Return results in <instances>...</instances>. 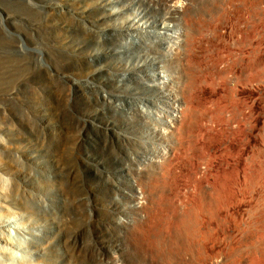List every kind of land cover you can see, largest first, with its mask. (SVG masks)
<instances>
[{
    "label": "rangeland",
    "instance_id": "374dc122",
    "mask_svg": "<svg viewBox=\"0 0 264 264\" xmlns=\"http://www.w3.org/2000/svg\"><path fill=\"white\" fill-rule=\"evenodd\" d=\"M76 1L81 5L84 4L88 10H94L98 15H102L93 20L95 24L86 25L92 31H85L82 19L72 20L64 16L60 10H55L63 7L58 6L56 0H0V35H3L0 36V42L1 38L10 42V47H7L9 49L3 51H8L13 59L19 60H15V66L13 65L9 72L10 78L3 76L0 79V167L4 169V171L0 170V179H3L9 190L12 184L11 177H17L16 174L21 179L28 180L29 199L36 194L35 185L40 188L45 186L44 194L41 191L39 193L43 201V209H51L50 202L52 203L53 200L58 204L54 205V212L51 211L52 213L49 214L53 215L55 221L51 219L48 222L49 217L21 212L22 205L19 202L13 200L4 202L2 197L5 191L2 192L0 188V236L2 237L0 262L32 264V260H35L37 264L39 252H33L27 246L28 240L32 238L30 231L39 229L34 231V235L43 231L52 232L55 230L53 227L63 223L68 201L62 189L72 187L82 177L84 186L80 189V201L75 206V209H78L77 207L80 209L78 213L80 222L77 224L85 230L84 238L89 239L91 244L94 245L95 242L98 244V241L103 239H107V242L112 244L108 252L93 249L91 264H102L101 262L104 264H199L198 261L201 264H207L206 262L210 264L211 258L223 262L219 261L218 264H230L233 249L239 243L241 246L238 245L237 251L241 254V264H249L251 247L248 242L244 244L245 238L249 236L248 233L255 232L254 221L261 214L258 210L264 213V0H179L180 2L172 0L171 4L174 8L170 11L163 10L161 5H157L155 1L158 0L152 2L150 7L140 0H104L105 3L102 1L95 6L88 4L92 0ZM52 7L57 11L56 13L50 9ZM147 20H149L148 24L156 26L155 30L159 31L161 36L165 33L173 36L170 43L174 46L175 52L172 49L169 56L171 55V62L177 61L173 66L174 76H177V72L182 69L184 79H191L194 68L198 70L200 67L203 72L201 78L207 77L198 85L199 95L197 101L195 99L193 102L196 107L193 113H196L197 127L199 125L200 128H208L212 119L219 122V129L214 133L216 157L214 155L211 162L206 160L201 164L193 149L187 151L185 147L181 151H176L172 148L173 144L168 143L171 149L166 157H169L173 151L176 159L178 157L180 161L179 170L174 173L175 178L172 180L175 184L179 183L180 187L178 184L172 190L182 199H186L191 192L189 184H194L193 171L201 167L207 181L213 182L217 176L219 182L223 184L219 189H225L222 191L223 194L232 192L231 196L234 199L247 195L248 201L236 205L231 210L232 213L238 212L237 215L227 214L221 209L218 213L220 216L211 221L207 215L202 216L203 220H201L200 214L193 213V217L195 214L196 217L193 218L191 215L190 221L194 223L192 222L193 224L191 223L185 231L170 224L169 220L172 216L159 209L157 191H151L150 185L153 179L162 178L161 166L157 164L151 168L149 161L167 159L166 157L158 159L161 154L158 151H161L167 142L154 138L149 131L145 133V139H140V132L137 131L139 124L131 116L133 109L128 102L130 95L124 93L123 96H119V91L123 88L115 80L117 78L119 81L126 80L129 74L120 75V72H116L113 68V65L136 66L144 63L139 61V56L142 55H138L137 46L144 41L147 44L150 42L147 40V34L155 36L153 28L146 29ZM147 30L148 32H145ZM189 37L191 39H188ZM155 41L156 45L160 46L161 39ZM68 43L71 47L66 46ZM74 45L79 46L81 51L73 50ZM177 46H179L178 50ZM152 50V57L160 66L159 74L164 77L161 82L170 81L169 83L177 85L178 82L172 77L173 75H167V72L162 71L161 67L165 59L161 55V48L152 45ZM1 51L2 49L0 53ZM17 62L21 65L25 64V71L33 73L35 77L33 81L38 84L15 80V77L21 76L19 71L21 66L17 69ZM26 64L30 65L32 71ZM51 72L73 79L72 81L75 82L62 91L59 81L52 76L51 79L48 77ZM11 76L14 79H11ZM124 83L123 85H128L131 91H134L132 88L134 84L130 80L127 79ZM163 90L166 94L165 89ZM102 94L110 96L114 104L106 105ZM132 98L134 99V96ZM168 101H172V98ZM187 102H180L181 105L186 106L185 110L190 109V103ZM116 103L121 106L119 111L114 107ZM140 107L144 113H155L158 119L166 118L170 126L174 124L171 123V118L164 116L167 115L164 114L165 112L161 114V111H165L162 103L154 109L152 107L156 106L146 103H141ZM176 112L171 113L172 118L180 120L179 116L182 112ZM230 117L234 120L229 121ZM239 121L240 131L235 132ZM153 125L158 131L167 133L164 131L165 125L156 126L154 123ZM196 141L199 146L205 147L208 146L209 138L202 135ZM22 150H26L34 157V163L29 164V169L28 163L24 158L22 159ZM206 153H208L207 148ZM65 155L71 156V167L64 168ZM10 169L15 170L16 174ZM121 174H125L126 178L135 182L136 191L131 190L125 181L122 180L120 183ZM114 183L120 185L124 192H129L132 196L136 195V199H125L121 192L115 189ZM116 200L121 202V206L116 207ZM119 218L122 223H117ZM204 220L205 225L200 229L199 225H203ZM210 223L212 224L209 225ZM9 229H12L15 235H12ZM243 230L247 233L242 232ZM210 232L213 236L209 234ZM242 233L247 234L246 237L242 236ZM156 239L162 240L161 253ZM6 251L8 255L5 256ZM13 253L19 255L14 256ZM42 255H44L43 264H67L66 259L69 256L63 246H57L55 251L47 249ZM70 262H75V259L71 257Z\"/></svg>",
    "mask_w": 264,
    "mask_h": 264
},
{
    "label": "bare ground",
    "instance_id": "6f19581e",
    "mask_svg": "<svg viewBox=\"0 0 264 264\" xmlns=\"http://www.w3.org/2000/svg\"><path fill=\"white\" fill-rule=\"evenodd\" d=\"M27 1V0H26ZM34 1V0H33ZM106 2L104 0H97L94 1L92 0L91 4L92 6H95V4L99 3V2ZM142 2H144L147 6L149 5V7L151 6L152 2L154 3L155 0H140ZM181 1V0H180ZM178 0V2H180ZM214 1V0H213ZM263 1V0H262ZM176 2V1H175ZM31 3V2H30ZM58 6H63L61 8H56L55 10L57 11H61V13L66 16L71 18L72 20H77L78 19H82L84 22L83 24H85V28H86V32L88 31H92L91 29H89V27H86V25H93L95 24V22L93 20L96 19V17H101L102 15H98L96 11L94 10H88V8H85L84 4L81 5L79 4V2H77L76 0H56L55 2ZM155 3L158 5H161V7H163V10L166 11H170L172 8H174L172 6V0H158L155 1ZM220 3V1H219ZM2 4V3H1ZM32 4V3H31ZM174 4V3H173ZM216 4V3H215ZM29 5V4H28ZM34 5V3H33ZM32 5V6H33ZM208 5V4H207ZM36 6V5H35ZM39 6V5H38ZM215 6V5H214ZM213 6V7H214ZM31 7V6H30ZM209 7V6H208ZM45 8V7H44ZM156 8V5H155ZM154 8V9H155ZM185 8V7H184ZM211 8V7H210ZM18 9V8H17ZM33 9V8H32ZM46 9V8H45ZM51 10H53L54 8H50ZM179 9V8H178ZM38 10V9H37ZM53 10L55 13L57 11ZM69 10V11H68ZM99 10V9H98ZM215 10V9H214ZM10 11V10H9ZM48 11V10H47ZM14 12V11H13ZM50 12V11H49ZM155 12V11H154ZM181 12V11H180ZM216 12V11H215ZM24 13V12H23ZM213 13V12H212ZM58 14V13H57ZM107 13H104V15ZM110 14V13H109ZM108 14V15H109ZM171 14V13H170ZM216 14V13H215ZM36 15V14H35ZM198 15V14H197ZM200 15V13H199ZM203 16V15H202ZM221 16V15H220ZM10 17V16H9ZM53 17V16H51ZM65 17V18H66ZM199 16H197L198 19ZM55 18V17H54ZM191 18V17H190ZM195 17H193L194 19ZM201 18V17H200ZM29 19V18H28ZM62 19V17H61ZM70 19V22H71ZM188 19V18H187ZM19 20V19H18ZM150 20V19H149ZM149 20H147V24L149 23ZM9 21V20H8ZM57 21V20H55ZM69 21V20H68ZM198 21H200L198 19ZM3 22V21H2ZM54 22V21H53ZM73 22V21H72ZM171 22V21H170ZM187 22V21H186ZM1 23V22H0ZM21 23V22H19ZM59 23V22H58ZM82 23V22H80ZM166 23V22H165ZM15 24V23H14ZM13 24V25H14ZM188 24V22H187ZM194 24V23H193ZM23 25V24H22ZM63 25V24H62ZM198 25V24H197ZM31 26V25H29ZM35 26V25H34ZM79 26V25H78ZM4 27V26H3ZM1 27V28H3ZM24 27V26H23ZM84 28V27H81ZM92 28V27H90ZM149 28H153V32L155 34L154 35H150L147 34V40L150 41L148 44L146 43V41H144L143 43L139 44L137 46L138 49V55H142L139 56V61H144V63H139L138 65H133V66H114L113 68L116 72H120V75L123 73H128L129 76L128 78H126V80H130L133 84L134 87L132 86V88L134 89V91H131V88L128 87V85H123L125 84L124 81L126 80H122L119 81V78L115 79L116 82L119 84V86H121L123 89H121L119 91V96H123L124 93L130 95L128 102H130L131 104V108L132 110V117H134L136 119V122H138L139 126H138V133L140 132V139H145V133L147 131L150 132V134L154 137V138H160V140H162L163 142H167V145L163 147V149L158 151L159 153V158L161 159L163 157H166V154L169 153L171 147H169V142L172 143V148L174 150H180L187 147V151H189L190 149H193L196 152V156L198 158V162H201V164L208 160V162H211V159L214 157V155L216 154V147H215V139L216 136H214V133H216L218 131V125L219 122L212 119L210 126L208 128H200L199 125L197 127V123L195 120V114L193 113L196 109V107L194 106L195 103L194 100L196 99L197 101V97L199 95V91H198V85L201 83H203L205 80L204 78H201V74L202 72V68H200L197 70V68H194L193 73H192V77L191 79H184V75L183 73H181V71H183L181 69V71L177 72V76L173 75V66L175 63H177L176 60L171 62V55L169 56L170 52L174 51V46L171 45L170 40L173 38L172 35H169L167 33L163 34V36H161V33L158 31H156V26L154 24H148L146 26V29ZM8 29V28H7ZM35 29V27H34ZM194 29V28H193ZM199 31V28H197ZM82 30V29H81ZM124 30V29H121ZM120 30V31H121ZM247 30V29H246ZM26 31V30H25ZM28 31V30H27ZM30 31V30H29ZM94 31V29H93ZM180 31V30H179ZM183 31V30H182ZM40 32V31H39ZM122 32V31H121ZM145 32H148L145 31ZM7 33V32H6ZM33 33V32H32ZM76 33V32H74ZM115 33V32H114ZM188 33V32H187ZM190 33V32H189ZM181 34V31H180ZM89 35V33H88ZM233 35V34H232ZM1 37H3V35H0ZM117 36L120 38V35L117 32ZM11 37V36H10ZM9 37V38H10ZM44 37V36H43ZM115 37V36H114ZM146 38V37H144ZM161 39L160 41V46L156 45V41L155 39ZM194 38V37H193ZM257 38V37H256ZM261 38V37H260ZM50 39V38H49ZM98 39V38H97ZM102 40V38H100ZM99 39V40H100ZM104 39V38H103ZM187 39V38H186ZM185 39V40H186ZM188 39H191L190 37ZM246 39V38H245ZM36 40V39H35ZM42 40V39H41ZM57 40V39H56ZM100 40V41H101ZM119 40V39H118ZM194 40V39H192ZM37 41V40H36ZM172 41V40H171ZM19 42V41H18ZM76 42V41H75ZM0 49H2L1 53H0V79L3 76L9 77V72H11L12 70V66H15V60L19 61L18 59H13L12 56L10 54H8V51H3L4 49H6L7 47H10V42H8L6 39L1 38V42H0ZM21 43V42H20ZM49 43V42H48ZM179 43V42H178ZM188 43V42H187ZM173 44V43H172ZM190 44V43H189ZM152 45H155L161 48V55L162 57L165 59L164 60V64L161 67L162 71L167 72V75H173L172 77L175 78L177 80V85L174 83H162L161 81L164 80V77H161V74H159V63H157V60L154 59L152 56ZM253 45V43H252ZM66 46L71 47L70 44H66ZM196 46V44H195ZM75 48H73V50H80L79 46L74 45ZM177 46V50H178ZM191 47V46H190ZM194 47V46H193ZM261 47V46H260ZM23 47H21L22 50ZM30 48V47H29ZM49 48V47H48ZM151 48V49H148ZM196 48V47H195ZM9 49V48H7ZM157 49V48H155ZM186 49V48H185ZM189 49V48H188ZM191 49V48H190ZM180 50V49H179ZM194 50V49H193ZM192 50V51H193ZM24 51V50H23ZM160 51V50H159ZM25 52V51H24ZM23 52V53H24ZM143 52L144 55H143ZM175 52V51H174ZM180 52V51H179ZM178 52V53H179ZM188 52V51H187ZM190 52V50H189ZM188 52V54H189ZM194 52V51H193ZM26 53V52H25ZM157 53V52H156ZM220 53V52H219ZM12 54V53H11ZM187 54V53H186ZM187 54V55H188ZM17 55V54H16ZM136 55V56H138ZM183 55V54H182ZM191 55V54H189ZM77 56V55H76ZM192 56V55H191ZM189 56V57H191ZM53 57V56H52ZM81 57V56H80ZM101 57V56H100ZM143 59V60H142ZM180 60V59H179ZM178 60V61H179ZM191 60V58H190ZM188 61V58L187 60ZM193 61V60H192ZM62 62V61H61ZM100 62V61H99ZM148 62V63H146ZM17 69H19V67L21 66V70L20 71V75L18 77H15V80H23V81H27V82H33L34 84H38L36 83V81H33V79L35 78L33 73L31 72H26L25 71V64L22 63V65L17 62ZM26 63V62H25ZM48 63V62H47ZM81 63V62H80ZM182 63V62H181ZM187 63V62H186ZM190 63V62H189ZM63 64V62H62ZM112 64V63H111ZM197 64V63H195ZM193 64V65H195ZM235 64V63H234ZM27 65V64H26ZM47 65V64H46ZM182 65V64H181ZM28 66V65H27ZM43 66V65H42ZM49 66V65H48ZM73 66V65H72ZM45 67V66H43ZM56 67V65H55ZM88 67V66H87ZM195 67V66H194ZM197 67V66H196ZM36 68V67H35ZM47 68V66L45 67ZM79 68V67H78ZM94 68V67H93ZM182 68V67H181ZM189 68V67H188ZM28 69L30 71H32V69L30 68V65L28 66ZM105 69V68H104ZM65 71V70H64ZM184 72V71H183ZM191 72V71H190ZM189 72V73H190ZM50 73V72H49ZM64 73V72H63ZM23 74V75H22ZM186 74V73H185ZM191 74V73H190ZM189 74V75H190ZM210 75V74H209ZM54 77V79L59 81L60 86L62 87L61 90L64 91L65 89H67L70 86H72V84L75 82H73V79H67L64 78L62 76H60L58 73H53L51 72L50 79L52 77ZM191 76V75H190ZM203 76V74H202ZM119 77V76H118ZM10 78V77H9ZM8 78V79H9ZM37 78V77H36ZM43 78V77H42ZM172 78V79H173ZM207 78V77H206ZM246 78V77H245ZM11 79L12 78L11 76ZM47 79V78H46ZM4 80V79H3ZM35 80V79H34ZM55 80V81H56ZM249 80V79H248ZM114 81V80H113ZM47 82V81H46ZM173 82V81H172ZM263 82V81H262ZM49 83V81L47 82ZM115 83V82H113ZM238 83V82H237ZM259 83V82H258ZM83 84V83H82ZM180 84V86H179ZM87 85V83H86ZM90 85V84H89ZM34 87V86H33ZM38 87V86H37ZM40 87V86H39ZM84 87V86H81ZM89 87V86H88ZM126 87V88H125ZM165 89L166 94L164 92ZM32 88V87H31ZM36 88V87H35ZM72 88V87H71ZM69 88V90L71 89ZM37 89V88H36ZM16 90V89H15ZM34 90V89H33ZM75 90V89H74ZM83 90V89H82ZM88 90V89H87ZM94 90V88H93ZM32 91V90H31ZM30 91V92H31ZM100 91V90H99ZM106 91V90H105ZM122 91V92H121ZM29 92V91H28ZM36 92V91H34ZM39 92V90H38ZM104 92V91H103ZM33 93V92H32ZM31 93V94H32ZM41 93V92H40ZM71 93V91L69 92ZM89 93V92H88ZM15 94V93H14ZM68 94V93H67ZM42 95V93L40 94ZM97 95V94H96ZM103 95V94H102ZM7 96V95H6ZM12 96V95H11ZM16 96V95H15ZM19 96V95H18ZM61 96V95H60ZM112 96V95H111ZM134 96V99L132 98ZM3 97V96H2ZM44 97V96H43ZM65 99H67V97L64 94ZM98 97V96H97ZM72 98V97H71ZM172 98V101H168V99ZM127 99V98H126ZM100 100V99H99ZM160 100V102H159ZM70 101V100H69ZM189 102L190 109L185 110L184 105H181L180 102ZM66 102H68L66 100ZM97 102V101H96ZM103 102L106 105H113L114 101H112V99H110V96L107 97V95H103ZM127 102V101H126ZM187 102V103H188ZM119 103V102H118ZM118 103H116L117 105L114 106L116 108L117 111L120 110L121 106L118 105ZM123 103V102H122ZM125 103V102H124ZM149 104L152 106H156V107H152L154 108H158L159 104L162 103L165 107V111H161V114H163V112H165L164 115L165 117L167 116L168 118H171L172 121L171 126L169 125V122L166 120V118H160L158 119V116L154 113L151 114L149 113H144L140 107V104ZM27 105V104H25ZM49 105H51L49 103ZM68 105V104H67ZM92 105V104H91ZM125 105V104H124ZM129 105V104H127ZM186 105V104H185ZM124 107V106H123ZM76 108V107H75ZM110 108V107H109ZM113 108V107H112ZM111 108V109H112ZM126 108V107H125ZM101 109V108H100ZM80 110V109H79ZM84 110V109H83ZM103 110V109H102ZM175 113V111L182 112V115L179 116L181 119H175L172 118L171 115V111ZM129 111V110H128ZM176 112V113H177ZM216 112V111H215ZM213 112V113H215ZM84 113V112H82ZM127 113V112H126ZM219 113V112H218ZM217 113V114H218ZM224 113V112H223ZM74 114V113H73ZM30 115V114H29ZM76 115V114H75ZM176 115V114H174ZM220 115V114H219ZM244 116V115H243ZM130 117V116H129ZM221 117V115H220ZM31 118V117H30ZM219 118V117H218ZM223 118V117H222ZM32 119V118H31ZM102 119V117H101ZM124 119V118H123ZM34 120V119H33ZM229 121L234 120V118L230 117V119H228ZM227 121V123H229ZM73 121V120H72ZM198 122V121H197ZM82 123V122H81ZM153 123L156 126H159L158 124H163L165 125V129L164 131H166L167 133H163L162 131H158ZM221 123V120H220ZM223 123V121H222ZM199 124V123H198ZM173 125V126H172ZM223 125V124H222ZM227 125V124H225ZM229 126V125H228ZM162 127V126H161ZM163 127V128H164ZM81 128V127H80ZM132 128V127H131ZM172 128V129H171ZM241 125H240V121L238 124V129L235 132L240 131ZM108 130V129H107ZM113 131V130H112ZM220 131V130H219ZM148 132V133H149ZM66 134V133H65ZM69 133H67L66 135H68ZM81 134V133H80ZM105 134V133H104ZM109 134V133H108ZM115 134V133H114ZM150 135V136H151ZM202 135L204 136H208L209 138V142H208V146L202 147L198 145V142L196 141L198 139V137H202ZM109 136V135H108ZM126 136V135H125ZM164 136V137H163ZM83 137V136H82ZM130 137V136H129ZM66 138V137H65ZM139 138V137H138ZM122 141V140H121ZM140 141V140H139ZM176 141V142H174ZM72 143V142H71ZM75 143V142H74ZM77 143V142H76ZM136 143V142H135ZM127 144V143H126ZM143 143L141 142V145ZM123 145V144H122ZM132 145V144H131ZM146 146H148L147 143H145ZM93 146V145H92ZM94 147V146H93ZM65 148V147H64ZM128 148V147H127ZM206 148L208 149V153H206ZM98 149V148H97ZM115 149V148H114ZM75 150V149H74ZM78 150V149H77ZM138 150V149H137ZM149 150V149H148ZM213 151L212 153H210L211 151ZM175 151V152H176ZM186 151V150H185ZM186 151V152H187ZM133 152V151H132ZM186 152L184 154V158L186 157ZM118 153V152H116ZM210 153V154H209ZM63 154V153H62ZM139 154V153H138ZM182 154V153H181ZM206 154H209V156H207ZM120 155V154H119ZM133 155V154H132ZM168 156V155H167ZM130 157H131V153H130ZM180 157V156H179ZM216 157V155H215ZM24 158V160L28 163V169L30 168V163H34V157L32 155H30L29 153L26 152V150H22V159ZM81 158V157H80ZM126 158V157H125ZM167 159L165 160H150L149 161V165L151 166V168H153L154 166H156L157 164H160L161 166V175L162 178H155L153 179V182L150 185L151 191H157V195L159 198L158 201V205L160 206L159 209L161 208L164 212H168V214H170L172 216V218L169 220L170 224L175 225L176 227H178L179 230H187L186 228H188L190 226V224L193 222L190 221V218H192L194 215H192L193 213L196 214H200L201 216V220L202 216L207 215L211 221L212 220H216L217 216H220L218 213L220 212L221 209H223L227 214H231V215H237L238 212L235 211V213H232L231 210L234 209L236 207V205H242L243 203H245L246 201H248V197L247 195H243V197L239 198V199H234L232 192H226V194H223L225 191V189H219V186L223 185L219 182V180L217 179V176L215 178V181L210 182L207 181L206 178H204L205 176V172L201 169V167L196 168V170L193 171V180L192 182L194 184H189L190 190L191 192L187 195V193L185 194L186 199H182V197H179L180 195H178L177 192L173 191L172 188L174 189V186H178L179 183H173L172 180L175 178L174 173L176 171L179 170V166H180V161L178 160V157L176 159V154L173 153V151L171 152L169 157H166ZM73 159V158H72ZM132 159V158H131ZM136 159V157H135ZM155 159V158H154ZM30 160V162L28 161ZM64 163L63 166L64 168H68L71 167V156L69 155H65V159H64ZM130 160V159H129ZM134 160V159H133ZM143 160V159H142ZM21 161V160H20ZM24 161V162H25ZM78 161V160H77ZM145 161V160H144ZM148 161V160H146ZM22 162V161H21ZM137 162V159H136ZM161 162V163H159ZM148 163V162H145ZM22 164V163H21ZM139 164V163H138ZM142 164V163H141ZM33 165V164H32ZM128 165V164H127ZM131 165V164H130ZM145 165V164H144ZM129 166V165H128ZM33 167V166H32ZM105 167V166H103ZM120 167V166H119ZM211 166H209L210 168ZM26 168V170L28 171V169ZM150 168V169H151ZM32 169V168H31ZM1 171H4L3 168L0 167ZM12 170V169H10ZM69 170V169H68ZM146 170V169H145ZM144 170V171H145ZM153 170V169H152ZM6 171H9L8 169H6ZM99 171V170H98ZM30 172V171H28ZM124 172V171H123ZM154 172V171H153ZM13 174H16L15 170H12ZM69 174V173H68ZM114 175V174H113ZM112 175V176H113ZM171 175H173V177L171 178ZM17 177H11L12 180V184L9 187L10 190L8 189L7 185H5L6 183H4L3 179H0V188L1 191L4 192L3 193V197L2 200L5 201H10L13 200L15 202H19L22 207L20 208L21 212L24 213H37L42 215L43 217H49L48 218V222L51 221H55V218L53 217V215H49L51 214L53 211V208H55L54 205H58L57 202L55 200L52 201L51 204V209L50 208H46L43 209L42 207V200L40 198V191L42 194H44L46 187L42 186V188H40L38 185L36 186V194H34L33 196H31V199L28 198V194H27V181L28 180H24L21 179L20 177H18V175L16 174ZM131 176V175H130ZM67 177V176H66ZM134 177V176H133ZM107 179V178H105ZM111 179V178H109ZM170 179V180H169ZM114 180V179H112ZM111 180V181H112ZM123 180V182L125 181L128 185V187L131 190L136 191V184L133 183V181H131L132 179H128L126 178L125 174H121V178H120V183ZM70 181V180H69ZM207 182V183H205ZM70 183V182H69ZM68 183V184H69ZM148 183V182H146ZM251 184V183H250ZM115 189H117L119 192H121L122 196L125 199H136V195H131L126 192H124L121 189V186L114 183L113 184ZM188 185V186H189ZM248 185V184H247ZM65 186V185H64ZM84 186V179L81 177L80 179H78V182L74 183L72 187L67 188V189H62L64 190L65 194L67 195V200L68 201V208L67 211L65 213V215H63V223H58L57 224V229L56 227H53L55 230L52 232H47V231H43V232H39L37 235H34V231H38L39 229L35 230H31L30 234L32 235V238H30V240H28V247L30 248V250H32L33 252L38 253L39 255L37 256V264L42 263L44 261V255H42V252L44 254L45 250H56L57 246H63L66 250V252L68 253V257L66 259V263L67 264H71L72 262H70V258L73 257L75 259V262H73L72 264H91L92 263V251L93 249L96 251H110L111 248V243L107 242V239H103L102 241H98L99 243L97 244V242L93 244H91V241L89 239H85L84 235H85V230L81 227V225L77 224L78 222H80V216H79V212L80 209L79 207H77L78 209H75L76 204L78 205V201H80V189ZM168 187V190H167ZM180 187V184H179ZM183 187V186H182ZM225 187V186H224ZM249 187V186H247ZM181 189V188H180ZM188 189V188H187ZM248 189V188H247ZM4 190V191H3ZM148 190V189H146ZM110 191V189H109ZM142 191V189H141ZM173 191V192H172ZM183 191V190H182ZM182 191H179L181 193H183ZM187 191V190H186ZM185 191V192H186ZM1 192V193H2ZM112 192V191H111ZM189 192V191H188ZM117 193V192H116ZM143 193V192H142ZM154 193V192H153ZM244 193L246 194V192L244 191ZM248 193V192H247ZM10 194V199H8ZM115 194V193H114ZM143 195V194H142ZM88 196V195H87ZM91 196V195H90ZM103 196V195H102ZM184 196V195H183ZM100 197V196H99ZM132 197V198H131ZM14 198V199H12ZM91 198V197H90ZM101 198V197H100ZM108 198V197H107ZM87 199V198H86ZM145 199V198H144ZM149 199V198H148ZM141 200V199H139ZM65 201V200H64ZM136 201V200H135ZM142 201V200H141ZM139 201V202H141ZM138 202V203H139ZM156 202V201H155ZM154 203V202H153ZM82 204V203H81ZM133 204V203H132ZM140 204V203H139ZM3 206V204H1ZM88 205H90L88 203ZM115 205L116 207L121 206V202L119 200L115 201ZM145 205V204H144ZM38 206V207H37ZM137 207L139 206L138 204L136 205ZM153 206V205H152ZM3 208V207H1ZM40 208V209H39ZM158 209V210H159ZM262 209V208H261ZM84 210V209H83ZM91 210V209H90ZM88 210V212L90 211ZM52 211V212H51ZM134 211V210H132ZM151 211V210H150ZM160 211V210H159ZM260 211L261 214L258 213L254 223L256 225L254 226V230L255 232L253 233H248L249 236L246 237L245 235V239L246 242L245 243H249L250 244V262L249 264H264V213L261 210ZM152 212V211H151ZM56 213V212H55ZM159 213V212H158ZM101 214V213H100ZM136 214V212H135ZM150 214V213H149ZM195 214V217H196ZM104 215V214H103ZM120 215V214H119ZM144 215V214H143ZM167 215V214H166ZM192 215V217H191ZM254 215V213H253ZM252 215V216H253ZM251 216V218H252ZM93 217V215H92ZM138 217V216H137ZM163 217V216H162ZM193 217V218H195ZM199 217V216H198ZM149 218V217H148ZM156 218V217H155ZM159 218V217H158ZM255 218V217H254ZM120 219V218H119ZM161 219V218H160ZM167 219V218H166ZM198 219V218H197ZM114 220V219H113ZM199 220V219H198ZM253 220V218L251 219ZM122 221L121 219L117 222V223H122L120 222ZM158 221V220H157ZM165 221V220H164ZM196 221V220H195ZM128 222V221H127ZM167 222V221H165ZM203 222V221H202ZM253 222V221H251ZM250 222V223H251ZM94 223V222H93ZM133 223V222H132ZM169 223V222H168ZM194 223V222H193ZM192 223V224H193ZM199 224H201L198 221ZM253 223V224H254ZM61 224V225H60ZM105 224V223H104ZM129 224V223H128ZM163 224V223H162ZM197 224V222L195 223ZM212 223H210L209 225H211ZM252 224V223H251ZM51 225H53V223L51 222ZM55 225V223H54ZM134 225V224H133ZM205 225V220H204V224L203 225H199V228L201 229V226ZM219 225V224H218ZM239 225V224H238ZM241 225V223H240ZM110 226V225H109ZM135 226V225H134ZM167 226V225H166ZM170 226V225H168ZM250 226V225H249ZM99 227V225H98ZM159 227V226H157ZM193 227V226H192ZM195 227V226H194ZM193 227V228H194ZM240 226H238L239 228ZM118 228V227H117ZM131 228V227H130ZM155 228V227H154ZM171 229V227H169ZM198 228V227H197ZM203 228V227H202ZM217 228V227H216ZM252 228V227H251ZM86 229V228H85ZM100 229V228H99ZM160 229V228H159ZM163 229V228H161ZM196 229V227H195ZM207 228H204V230ZM214 229V227H213ZM250 229V227H249ZM90 230V229H89ZM121 230V229H120ZM169 230V229H168ZM240 230V228H239ZM242 230V229H241ZM251 230V229H250ZM250 230H248L249 232H251ZM110 231V230H109ZM119 231V230H118ZM142 231V230H141ZM195 231V230H193ZM192 231V232H193ZM207 231V230H206ZM215 231V229H214ZM245 230H243L242 232H244ZM168 232V231H167ZM116 233V232H115ZM119 233V232H118ZM155 233V232H154ZM153 233V236H154ZM183 233V232H182ZM186 233V232H185ZM199 233V232H198ZM216 233V232H215ZM245 233H247V231H245ZM90 234V233H89ZM134 234V233H133ZM151 234V233H149ZM172 234V233H171ZM189 234V233H188ZM211 234V232L209 233ZM204 234H202L201 236L203 237ZM213 236V234H211ZM242 236L243 233L241 234ZM22 236V235H21ZM122 236V235H121ZM182 236V235H181ZM200 236V235H199ZM199 237L200 239L202 237ZM206 236V235H205ZM25 237V236H24ZM157 237V236H156ZM209 237V236H208ZM215 237V235H214ZM6 238V237H5ZM92 238V237H90ZM138 238V237H137ZM189 238V237H188ZM187 238V239H188ZM2 239V237L0 236V240ZM55 239V240H53ZM184 239V237L182 238ZM213 239V238H212ZM6 240V239H5ZM144 240H146L144 238ZM178 240V239H177ZM189 240V239H188ZM195 240V238H194ZM239 240V239H238ZM242 240L244 241V239L242 238ZM9 241V240H6ZM10 242V241H9ZM20 242V241H19ZM94 242V241H93ZM92 242V243H93ZM150 242V240H149ZM153 242V241H152ZM194 242V241H193ZM199 243V241H197ZM240 242V241H239ZM12 243V242H11ZM137 243V242H136ZM180 243V242H179ZM191 243V241H190ZM154 244V243H153ZM156 244L158 245V248H160L159 253L163 252V243L161 239H156ZM195 244V242H194ZM237 244V243H236ZM240 244V243H239ZM238 244V245H239ZM242 244V243H241ZM21 245V244H20ZM173 245V244H172ZM189 246V244H187ZM199 245V244H198ZM234 245V244H233ZM233 249V252L231 254V263L230 264H241L242 261L240 259L241 254L240 252H238L237 250H239L237 247ZM168 246V245H165ZM184 246V245H183ZM187 246V247H188ZM241 246V245H239ZM157 247V246H156ZM175 247V246H174ZM178 247V244H177ZM180 247V246H179ZM192 247V246H191ZM190 247V248H191ZM195 247V246H194ZM249 247V246H248ZM152 248V247H151ZM168 248V247H167ZM189 248V249H190ZM193 248V247H192ZM196 248V247H195ZM203 248H205V245L203 246ZM240 248V247H239ZM176 249V248H175ZM179 249V248H178ZM188 249V248H186ZM188 249V250H189ZM197 249V248H196ZM232 249V248H231ZM243 249V248H242ZM249 249V248H248ZM166 250V249H165ZM193 250V249H192ZM191 250V251H192ZM200 250V249H198ZM205 250V249H204ZM203 250V251H204ZM179 251V250H178ZM241 251V250H240ZM116 252V251H115ZM201 252V251H200ZM151 253V252H150ZM149 253V254H150ZM178 253V252H177ZM182 253V251L180 252ZM186 253V252H185ZM230 253V252H229ZM245 253V252H244ZM184 254V252H183ZM206 254V253H205ZM4 255H8L7 251L4 253ZM104 255V254H102ZM115 255V254H113ZM151 255V254H150ZM157 255V254H156ZM177 255V254H176ZM186 255V254H185ZM188 255V254H187ZM96 256V255H95ZM160 256V255H159ZM179 256V255H178ZM202 256V255H201ZM210 256V255H209ZM212 256V255H211ZM247 256V255H246ZM56 257V256H55ZM170 257V256H169ZM176 257V256H175ZM180 257V256H179ZM213 257V256H212ZM249 257V256H248ZM247 257V258H248ZM114 258V257H113ZM188 258V257H187ZM200 258V257H199ZM203 258V257H202ZM69 259V260H68ZM99 259V258H98ZM159 259V258H158ZM170 259V258H169ZM210 259V258H209ZM58 261V260H57ZM64 261V260H63ZM110 261V259L108 260ZM221 261L219 260H215L214 258H211V260L209 261L210 264H218V262ZM229 261V260H228ZM227 261V262H228ZM97 262V261H96ZM115 262V261H114ZM199 264L200 261H198ZM222 262V261H221ZM102 264H104L103 262H101ZM120 263V262H119ZM170 263V262H169ZM176 263V262H175ZM178 263V262H177ZM195 263V262H194ZM208 264V262H206ZM223 263V262H222ZM167 264V263H166ZM179 264V263H178ZM193 264V263H192ZM203 264V263H202ZM226 264V263H224ZM244 264V263H243Z\"/></svg>",
    "mask_w": 264,
    "mask_h": 264
},
{
    "label": "clouds",
    "instance_id": "9594fccd",
    "mask_svg": "<svg viewBox=\"0 0 264 264\" xmlns=\"http://www.w3.org/2000/svg\"><path fill=\"white\" fill-rule=\"evenodd\" d=\"M10 232H12V235H15V232L12 229H9ZM13 255H19V253H13ZM0 264H2V262H0ZM32 264H36L35 260H32Z\"/></svg>",
    "mask_w": 264,
    "mask_h": 264
}]
</instances>
